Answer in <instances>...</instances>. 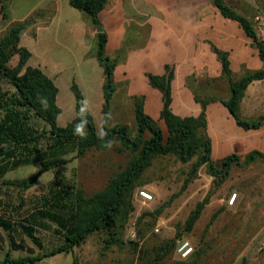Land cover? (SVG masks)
Here are the masks:
<instances>
[{
  "label": "trees",
  "instance_id": "16d2710c",
  "mask_svg": "<svg viewBox=\"0 0 264 264\" xmlns=\"http://www.w3.org/2000/svg\"><path fill=\"white\" fill-rule=\"evenodd\" d=\"M0 0L2 18L6 20L7 2ZM108 0H70V5L86 13L92 25H101L99 13ZM217 8L220 15L228 20L238 23L244 34L251 41V46L257 50L262 62L258 71L245 73L237 80L232 79L230 62L226 52L213 48L221 63V73L228 82L229 96L222 98L211 94L210 98L219 101L234 118L237 126L244 130L258 129L264 126V117L257 120H245L239 114V104L246 87L253 81L264 79V42L259 38L253 24L243 15L234 11L224 0H209ZM36 17L32 15L23 21L10 22L0 31V83L5 82L11 90L0 87V189H17L25 192L33 188L42 175L54 171L55 178L50 182L47 194L40 198V208L21 221L1 213L7 203L0 200V250H2L3 235L6 233L9 240V249L0 264H36L45 258L59 254H70L74 248L83 245L93 234L104 236L103 249L109 250L113 246L122 244V235L129 216L134 211L133 194L137 187L144 185L143 177L152 166L156 158L173 156L182 164H190L187 178L180 191L156 210L158 215L163 207L169 206L175 198L183 192L196 178L201 167H205L209 176L213 177V187L218 189L228 178L234 166L243 167L259 159L264 163V155L253 151L244 160L236 154L224 157L217 164L211 158V140L207 134L206 105L201 102V110L197 116L181 117L171 109L172 91L171 83L174 79V66L170 65L162 77L149 75L150 84L162 92V108L160 119L162 125L144 113L140 102H135L133 113L136 125L134 136L130 133L127 124H115L102 127L97 131L93 118L87 113V137L81 138L74 134V124L80 119L79 107L83 98L76 85L71 89L75 97V117L65 127L57 125L60 109L56 103L57 88L40 70L24 67L29 54L20 46L23 35L34 37ZM98 49L96 58L103 68V98L102 120L110 112V103L115 92L114 70L116 62L105 53L107 36L105 31L98 32ZM14 61V64H12ZM191 78V77H190ZM193 78V77H192ZM210 82L204 89L210 88ZM199 89V88H197ZM197 96L199 91L194 89ZM46 99L45 107L41 100ZM33 120H38L46 129H38ZM102 122V121H101ZM107 133L105 140H111L120 153L127 154L125 165L113 176L105 186L90 196H85L77 190L73 181L59 184L63 166L70 162L62 157L67 148L75 151V157L81 158L88 151H106L103 147L105 140L99 139L101 132ZM46 139L48 153L40 161L39 169L28 177L5 179L12 167L19 164L26 165L32 157L39 153L38 145ZM113 147V146H112ZM111 147V148H112ZM44 156V155H43ZM209 193L203 200L196 203L190 211L180 233L170 240L162 241L158 245L146 246L130 241L137 252V264H187L186 261L166 262L168 256L176 249L177 240L183 233H190L200 219L203 209L211 198ZM23 201H21V206ZM153 214L143 212L136 220L137 232L143 242L148 227L143 224L145 216ZM216 214L212 216V220ZM57 226L56 234L62 242L55 248L40 255H33V249L25 246L22 236L28 238L38 249L44 246L35 234V226L44 227L45 221ZM208 227V226H207ZM129 228V227H128ZM20 242H16V241ZM12 251H26L28 256L12 259ZM199 252H192L189 264H196Z\"/></svg>",
  "mask_w": 264,
  "mask_h": 264
},
{
  "label": "rangeland",
  "instance_id": "374dc122",
  "mask_svg": "<svg viewBox=\"0 0 264 264\" xmlns=\"http://www.w3.org/2000/svg\"><path fill=\"white\" fill-rule=\"evenodd\" d=\"M232 1L230 7L251 22L256 14H264L263 4H259L261 6L259 8L254 3L244 5L238 0L237 2L236 0ZM8 2L6 20L10 22L9 9L12 8L14 10L15 16L22 15V10L20 11L18 8L20 5L19 0H13L9 9ZM204 5L207 6L205 7L207 11L203 13L204 17H211L212 19L217 14V16L223 18L211 1H205ZM81 14L83 18L77 23L78 26L85 27L86 21L90 20L91 22V19L86 13L82 12ZM147 15V13L137 14L127 11L119 15H113L116 23L121 24V34L117 38L119 46L114 49L110 46L106 48L105 53L117 65L126 63L128 57L134 52L142 49H152L155 40L152 39V29L146 21ZM225 20L235 24L237 32L242 30L241 27L239 28L238 23L228 19ZM99 26L103 29L102 25H98L96 28L93 26V37L84 36L81 38L76 35L75 39L72 38L73 40H71L69 38L68 42L57 38L54 44H45L43 40H40L36 45L33 44L32 40L30 44H27L32 54L28 62L38 66L41 70L44 69L50 76L55 77L58 83L61 112L57 118V125L60 127H65L75 117V97L71 86L76 85L81 91L83 98L89 101V112L93 118L94 125L97 131H101L104 74L103 68L99 65L96 58L98 49L96 34ZM79 31L83 30L77 28L76 32ZM259 38L264 40V37L260 36ZM25 40L28 39L26 38ZM230 45L234 49H244V45L236 40H233ZM246 50L251 52L253 58L252 56L248 57L250 60L248 61L249 66L246 67L248 70L233 69L231 75L234 80L239 79L247 72L262 68L260 66L262 62L258 57L257 50L251 45ZM12 64H14V61H12ZM194 79L190 78V83L192 84L190 87H194V89L199 91L201 96L208 95V93L216 94L223 98L229 96L228 82L223 76L216 80H210L211 86L209 89H204L205 85L197 89L194 86ZM224 84L225 87L223 88L222 85ZM114 85L116 90L110 103L112 119L108 124L109 126L127 124L131 135L134 136L136 125L133 109L125 105L127 103L123 98V94L118 92L120 85L115 80ZM0 87L3 90H11V87L5 82H1ZM207 90L209 92H206ZM33 123L40 130L46 129L45 125L38 120H33ZM48 144L47 140L43 139L38 145L40 151L32 157V161L26 165L19 164L12 167L4 178H24L35 173L40 167L41 159L46 157L49 151L47 148ZM117 147L118 144L115 142L113 147L106 151L91 150L81 158L75 157L74 149L67 148L62 153L63 158L70 160L68 164L63 166L61 172L65 180L60 178L57 181L60 182L59 184L73 181L76 189L81 190L85 196L88 197L94 194L102 189L108 179L117 173L127 161V154L118 152L115 149ZM189 168L190 164H182L173 156L160 157L153 161L152 166L144 174V185L137 187L134 191V211L125 225L122 235L123 242L120 246H113L105 251L103 249L104 236L93 234L83 245L74 248L70 254L48 257L36 264H137V252H135L133 245L128 239V227L131 221H136L143 212L153 214L145 216L142 220L143 224L145 226L148 225V227L145 232L146 236L143 242L138 243V247L141 245H158L162 241L174 238L176 234L181 232L190 211L195 207L196 203L203 200L209 193L212 195L208 206L203 211L202 217L190 233H183L178 240L189 242L193 253L199 252L196 264H237L236 259H238L237 261L242 259L241 246L254 244V236L257 233L255 231L256 233L252 232L249 235L242 234L247 232L246 221L248 219L256 220L257 224L261 219L259 216L264 206L261 201L264 199V189L260 188L259 183L264 181V171L261 170L263 167H259L256 164L251 167L234 166L228 178L218 189L213 187V177L208 175L205 167H201L197 172L196 178L188 187L169 206L163 207L162 211L156 215V210L160 209L171 196L180 191L184 180L187 178ZM54 178V171H50L42 175L37 184L25 192L2 187L0 189V200L6 202L7 206L2 208L1 213L13 217L17 221H21L23 218L35 213L40 208V198L47 194L50 182ZM140 191L150 194L152 200H143L139 195ZM232 195L236 196L233 208L239 204L241 205L240 208L245 206L246 209H250L247 220L243 221L233 210H227V204H229L230 200L228 198H231ZM21 201H23L22 206ZM243 203L245 204L243 205ZM214 214L216 216L212 220ZM44 224V227L35 226V234L42 242L43 250L38 249L28 238L22 236L25 246L33 249V255L48 252L62 242L61 238L56 234L57 226L48 220ZM156 228L159 230L157 233L154 231ZM1 235H3L4 240L2 242V250H0V261L3 260L7 249H9V240L6 237V233L1 232ZM256 239L257 236L255 237ZM11 255L14 257H25L29 253L26 251H12ZM191 260H193L192 256H189L184 261L189 264L188 262ZM175 261H182V259L179 258L174 250L168 256L166 262Z\"/></svg>",
  "mask_w": 264,
  "mask_h": 264
},
{
  "label": "crops",
  "instance_id": "0c3cea01",
  "mask_svg": "<svg viewBox=\"0 0 264 264\" xmlns=\"http://www.w3.org/2000/svg\"><path fill=\"white\" fill-rule=\"evenodd\" d=\"M12 1L9 0L8 9ZM205 1L208 0H108L106 2L99 13V20L107 36L106 48L111 46L114 49L119 46L117 38L121 34V24L116 23L113 15L126 11L137 14L147 13L146 21L152 29V39L155 40L152 49L134 52L128 57L126 63L116 65L114 80L120 85L118 92L123 94L127 103L125 105L130 106L131 109L134 108L137 99H140L139 103L144 113L162 125L160 119L162 92L150 84L149 75L162 77L167 67L172 65L174 66V79L171 83V109L181 117L197 116L201 110V102L205 103L207 134L212 146L211 158L216 164L230 154L238 155L241 160L253 151L264 155V126L250 130L240 128L228 110L219 101L210 98V93L197 96L194 93V87H190L192 85L190 77L195 78L194 86L198 88L222 76L221 65L213 48L227 53L232 72L234 68L246 69L250 61L248 57L253 58L251 52L246 50L251 45V41L243 30L237 32L235 24L227 22L217 14L212 19L203 16V13L207 11ZM238 1L244 5L251 3L258 6L259 4L264 5V0ZM224 2L231 6L230 3L233 1L224 0ZM19 4L18 8L22 10V15L15 16L14 10L10 8V22L23 21L32 15L36 17L34 37L23 35L19 43L28 52V59L32 54L27 44H30L31 40L35 45L40 40H43L45 44H54L57 38L68 42L69 38L73 40L76 35L81 38L94 36L90 20L86 21L85 27L78 26L77 22L83 18L82 12L73 8L70 0H19ZM10 22L2 18L0 11V31ZM77 28L83 31L76 32ZM26 38L28 40H25ZM233 40L244 45V49L232 48L230 43ZM220 46L226 47L221 48ZM28 59L22 68V73L30 67L40 70L49 78L57 88L56 103L61 112L58 83L55 77L50 76L44 69L41 70L38 66L30 64ZM258 70L260 68L253 71ZM222 87L224 88L225 84ZM239 114L245 120H257L264 117V79L253 81L246 87L239 104ZM255 164L263 167L261 170L264 171V163L259 159L245 166L251 167ZM259 186L264 189V181H261ZM261 201L264 205V199ZM234 205L235 199L232 204H227V210H233L243 221L247 220L250 209H246L245 206L240 208L239 204L233 208ZM260 213L259 218L261 219L257 224L256 220L251 219L245 222L247 232L242 234L249 235L255 231L257 233L255 232L254 244L241 246L242 259L241 261L236 259L237 264H264V251L259 253L255 248V237L264 233V206ZM11 258L21 257L11 255Z\"/></svg>",
  "mask_w": 264,
  "mask_h": 264
},
{
  "label": "built area",
  "instance_id": "2783aa9c",
  "mask_svg": "<svg viewBox=\"0 0 264 264\" xmlns=\"http://www.w3.org/2000/svg\"><path fill=\"white\" fill-rule=\"evenodd\" d=\"M252 24L254 31L256 34L260 37H264V14H256L253 19H252ZM139 195L143 198V200L150 201L152 200V197L150 194L144 191H140ZM235 195H232V197L229 200V204H232ZM156 233L159 231L157 228L154 230ZM128 239L137 243H141L138 232H137V227H136V221L133 220L129 224L128 228ZM255 248L257 252H263L264 251V233L259 235L255 241ZM176 254L179 256L180 259L184 260L187 259L191 253L193 252V249L189 242L183 241V240H178L176 244V249H175Z\"/></svg>",
  "mask_w": 264,
  "mask_h": 264
},
{
  "label": "clouds",
  "instance_id": "9594fccd",
  "mask_svg": "<svg viewBox=\"0 0 264 264\" xmlns=\"http://www.w3.org/2000/svg\"><path fill=\"white\" fill-rule=\"evenodd\" d=\"M41 103L45 107L47 106L46 99H42ZM89 107H90V105H89V101L87 99H82L80 101V107H79L80 119L78 120L77 123L74 124L73 132L75 135H77L81 138L87 137V125H88L87 113L89 111ZM111 119H112V115L110 112L105 114V116L101 122L102 127L107 126ZM106 136H107V133L102 131L101 135L99 136V139L105 140ZM102 146L110 149L113 146V142L111 140H105V143Z\"/></svg>",
  "mask_w": 264,
  "mask_h": 264
},
{
  "label": "water",
  "instance_id": "95a60500",
  "mask_svg": "<svg viewBox=\"0 0 264 264\" xmlns=\"http://www.w3.org/2000/svg\"><path fill=\"white\" fill-rule=\"evenodd\" d=\"M102 31H103V29L99 26L98 32H102Z\"/></svg>",
  "mask_w": 264,
  "mask_h": 264
}]
</instances>
